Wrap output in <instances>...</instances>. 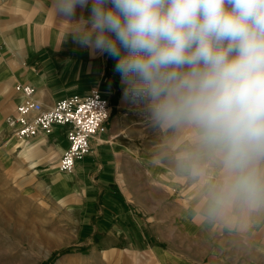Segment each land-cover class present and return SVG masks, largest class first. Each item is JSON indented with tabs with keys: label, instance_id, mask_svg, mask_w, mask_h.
Listing matches in <instances>:
<instances>
[{
	"label": "clouds",
	"instance_id": "obj_1",
	"mask_svg": "<svg viewBox=\"0 0 264 264\" xmlns=\"http://www.w3.org/2000/svg\"><path fill=\"white\" fill-rule=\"evenodd\" d=\"M51 0L66 36L116 60L192 218L239 238L264 226V0ZM156 158L155 156L153 157Z\"/></svg>",
	"mask_w": 264,
	"mask_h": 264
},
{
	"label": "crops",
	"instance_id": "obj_2",
	"mask_svg": "<svg viewBox=\"0 0 264 264\" xmlns=\"http://www.w3.org/2000/svg\"><path fill=\"white\" fill-rule=\"evenodd\" d=\"M50 4L0 0V133H9L4 117L20 99L18 83L33 85L34 98L46 107L98 87L110 101V116L91 141V152L76 160L71 172L58 170L68 144L58 125L51 134L20 144L27 142L17 156L20 164L52 178L51 187L58 184L64 191L60 197L80 200L76 207L96 233L106 264H264V226L239 238L192 218L194 186L174 174L169 155L157 148L161 134L144 106L125 96L116 60L66 36L65 18L54 15ZM90 7L91 0L88 8L77 7L73 20L87 18ZM5 136L0 156L9 163L18 148L9 149L15 138Z\"/></svg>",
	"mask_w": 264,
	"mask_h": 264
},
{
	"label": "rangeland",
	"instance_id": "obj_3",
	"mask_svg": "<svg viewBox=\"0 0 264 264\" xmlns=\"http://www.w3.org/2000/svg\"><path fill=\"white\" fill-rule=\"evenodd\" d=\"M15 140L7 146L18 148L12 162L0 156V264H106L96 233L76 207L80 200L60 197L64 191L58 184L51 187L52 178L28 172L27 164L22 166L17 158L27 142ZM0 152L4 158V149Z\"/></svg>",
	"mask_w": 264,
	"mask_h": 264
},
{
	"label": "built area",
	"instance_id": "obj_4",
	"mask_svg": "<svg viewBox=\"0 0 264 264\" xmlns=\"http://www.w3.org/2000/svg\"><path fill=\"white\" fill-rule=\"evenodd\" d=\"M14 89L20 99L4 117L9 134L24 142L38 134H51L53 126L64 127L67 147L58 160V170L71 172L76 160L91 152V141L105 130L110 116V101L97 89L86 94L74 93L44 106L34 98L31 84L18 83Z\"/></svg>",
	"mask_w": 264,
	"mask_h": 264
}]
</instances>
